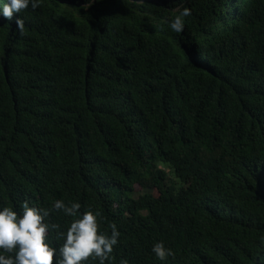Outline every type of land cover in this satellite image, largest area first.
Wrapping results in <instances>:
<instances>
[{"label":"trees","instance_id":"16d2710c","mask_svg":"<svg viewBox=\"0 0 264 264\" xmlns=\"http://www.w3.org/2000/svg\"><path fill=\"white\" fill-rule=\"evenodd\" d=\"M19 15L22 32L0 18V206L91 208L120 232L111 264H264V0ZM70 219L50 212L52 246Z\"/></svg>","mask_w":264,"mask_h":264},{"label":"clouds","instance_id":"9594fccd","mask_svg":"<svg viewBox=\"0 0 264 264\" xmlns=\"http://www.w3.org/2000/svg\"><path fill=\"white\" fill-rule=\"evenodd\" d=\"M41 0H0V18L14 23L23 31L24 21L19 13L27 8L36 9ZM190 10L184 8L169 22L171 31L181 33L184 19ZM56 211L70 219L66 228L59 232L62 243L58 247L48 242L50 230L58 226L49 222L50 212ZM99 213L91 208L81 211L76 201H53L51 209L37 207L28 200L18 207L0 206V264H87L94 259L97 264H111L112 253L120 232L115 224H109L107 231L98 223ZM151 253L157 261L165 262L173 256L171 248L157 240L151 246ZM120 264H127L121 259Z\"/></svg>","mask_w":264,"mask_h":264},{"label":"rangeland","instance_id":"374dc122","mask_svg":"<svg viewBox=\"0 0 264 264\" xmlns=\"http://www.w3.org/2000/svg\"><path fill=\"white\" fill-rule=\"evenodd\" d=\"M135 189L138 190L139 188L137 187V185L135 186Z\"/></svg>","mask_w":264,"mask_h":264}]
</instances>
